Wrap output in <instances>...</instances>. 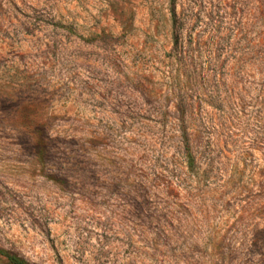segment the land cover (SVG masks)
Returning a JSON list of instances; mask_svg holds the SVG:
<instances>
[{"label": "rangeland", "instance_id": "374dc122", "mask_svg": "<svg viewBox=\"0 0 264 264\" xmlns=\"http://www.w3.org/2000/svg\"><path fill=\"white\" fill-rule=\"evenodd\" d=\"M0 251L264 264V0H0Z\"/></svg>", "mask_w": 264, "mask_h": 264}, {"label": "trees", "instance_id": "16d2710c", "mask_svg": "<svg viewBox=\"0 0 264 264\" xmlns=\"http://www.w3.org/2000/svg\"><path fill=\"white\" fill-rule=\"evenodd\" d=\"M3 255H5L12 263L14 264H27L25 260L20 259L14 255H10L5 251H0Z\"/></svg>", "mask_w": 264, "mask_h": 264}]
</instances>
